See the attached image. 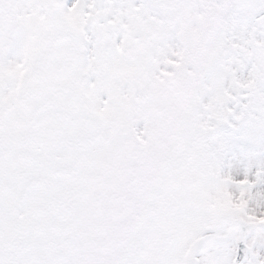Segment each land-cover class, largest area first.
I'll return each instance as SVG.
<instances>
[{
    "label": "snow or ice",
    "instance_id": "1",
    "mask_svg": "<svg viewBox=\"0 0 264 264\" xmlns=\"http://www.w3.org/2000/svg\"><path fill=\"white\" fill-rule=\"evenodd\" d=\"M0 264H264V0H0Z\"/></svg>",
    "mask_w": 264,
    "mask_h": 264
}]
</instances>
